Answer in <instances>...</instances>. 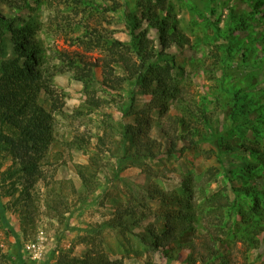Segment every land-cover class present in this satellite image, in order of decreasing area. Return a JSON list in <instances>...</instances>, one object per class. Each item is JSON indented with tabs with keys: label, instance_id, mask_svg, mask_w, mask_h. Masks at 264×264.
Listing matches in <instances>:
<instances>
[{
	"label": "rangeland",
	"instance_id": "374dc122",
	"mask_svg": "<svg viewBox=\"0 0 264 264\" xmlns=\"http://www.w3.org/2000/svg\"><path fill=\"white\" fill-rule=\"evenodd\" d=\"M190 1L201 2L0 0V264H264V155L231 179L248 167L237 158L246 144L264 149L263 48L240 33L244 61L227 79L236 87L215 101L219 53ZM162 4L170 42L154 20ZM217 129L238 150L205 139ZM200 180L217 199L233 200L245 180L257 187L262 204L241 202L245 216L230 217L244 235L234 225L226 241L221 210L202 214ZM38 237L33 260L25 246Z\"/></svg>",
	"mask_w": 264,
	"mask_h": 264
},
{
	"label": "trees",
	"instance_id": "16d2710c",
	"mask_svg": "<svg viewBox=\"0 0 264 264\" xmlns=\"http://www.w3.org/2000/svg\"><path fill=\"white\" fill-rule=\"evenodd\" d=\"M200 1H201L200 4H196L195 2L193 3L191 1L189 3L191 5V9L193 12L192 14H194V17H195L192 23H194L199 28V30L204 29L203 31L205 32V35L202 38L205 39L206 43L210 45L213 44L214 46H216L215 48L217 49V52L219 53V55H217L216 57L217 58L216 63L222 75L220 78H216V81H218V83L216 86L213 87L211 95H214L215 101L221 102L222 100H224L226 95L230 94V90L235 89L236 87L235 83H232L231 85L227 83V79L229 77H232L233 76L232 74L234 75L236 74V71L232 67V63L236 61L237 66H238L244 61L243 56H241L242 54L240 53L241 49L243 48L244 41L241 39L240 33L249 32L250 33L249 39L252 38L254 41H258L260 45L262 46L263 52H264V0H232V1L200 0ZM237 1L238 3L236 4ZM240 5H246V7L244 6L241 7ZM162 8L166 9L163 4L160 6L159 10H162ZM225 10H226V14L223 15ZM169 13H171L170 7L169 9H166L164 13L165 16H162L161 14L160 16H158L157 14H155L154 16V20L159 23V26L162 28V31L165 34L164 38L168 42L171 41V39L168 38V36L171 35V33L175 30V28L173 27L174 26L173 20L171 19ZM211 16H216V19H220L222 16L224 17L223 19L224 26L222 29L217 28V31H215V36L213 35V33L211 34L209 32L210 30L213 31L212 30L213 28L216 29V26H215L216 22L214 21L213 23V21L211 20L212 18ZM159 17L162 18V22L159 21ZM160 27L158 28V30L159 29L161 30ZM256 27H260L262 29L261 30L262 35L259 36L258 34L254 32ZM235 33H238V34L236 35ZM216 39L221 40L222 43L219 45H215L214 41ZM246 57H247V54H245V58ZM239 59L241 60L239 61ZM251 76L253 77L252 73L248 74V78ZM255 77L256 76H254L253 78ZM236 95H237V91L235 93V98H232V101L234 102V107L230 108L231 112L237 111L236 103H237L238 96ZM222 106H224V104ZM226 134H229L227 130L223 131V130L217 129V131L214 130L211 133L210 137H207V138L204 137V138L207 141L208 140L211 141L212 143H215V140H217V145L220 150H227V151L238 150L236 148H233L234 150L232 148H227L223 146V144L221 145V141H220L221 139L217 137L222 136V139H223L224 136H226ZM239 137L247 139L242 133H239ZM221 146H223V148ZM263 150L262 152H260L259 149L249 147L246 144L244 146V152H247L249 156H238L237 158L240 160H243L244 162L245 160H247L246 162L248 164V167L245 166L241 168H236L235 171L231 172V175L233 174V176H231V179H234V180L236 179L240 180L241 178L246 179V175H249V173L254 172L256 170V165L259 164V162L257 161V158H261L262 154L264 155ZM33 168H34V165L24 166L23 170L29 171V170H32ZM246 171H248L249 173L248 172L246 173ZM248 177L250 178V176ZM229 181L230 183L233 182L230 179ZM183 184H184L183 192L185 193V195L188 196L189 193L192 192L191 178L189 177L186 180H184ZM241 184L242 185L239 187L240 189L234 188L235 185L232 186L233 194L235 195L234 196L235 198L233 200L229 199L227 195H223L221 199H217L219 194L217 196L216 194L208 195L209 182L207 183L204 180H200L197 185L196 192H198L200 195L199 201L202 207L200 208V211H202V214H204L207 217H210V214L213 212L214 208L221 210V215L219 216L218 221L220 220L221 222H223L222 228L224 227L225 228L224 230H227L226 237H225L226 241L231 240V238L228 237V235L230 233L229 230L234 229V225H237L238 228L239 227L242 228V231L240 233H242L243 235L245 234L244 233L245 227L239 226L242 224V221L236 224L235 222L234 223L229 222L231 221L230 220L231 218L233 219V217L237 219L238 217L237 215H239L240 217L241 215L245 216V213H243L244 204H242L241 202H253L254 203V206L251 208L250 212H253L254 210L258 208L260 204H262V202L258 200L254 201L251 198L252 195H256L257 187L255 185H253L254 187H251L250 183L247 182L246 180L244 182L242 181ZM187 199L188 198H186V200ZM195 205L198 207L197 203ZM224 208L225 210L228 211V214L222 213ZM250 212H249V215H250ZM211 225H214V223ZM230 225H232L233 227H230ZM209 227L210 226L206 228V231L208 230L207 231L209 234L208 236H211L212 239L209 240L207 238L206 244H208L209 241H210L209 243L211 242L212 243H211V246L204 245L207 252L214 250V247H215L214 237L216 236V230H213V232H209V229H210ZM231 234L236 236L238 232L233 230ZM218 239L220 240L219 237ZM251 241L255 243V240L251 239ZM217 257L218 256L216 252H214V253H209L208 257L202 258L201 260H202V263H209L210 259L217 258Z\"/></svg>",
	"mask_w": 264,
	"mask_h": 264
},
{
	"label": "built area",
	"instance_id": "2783aa9c",
	"mask_svg": "<svg viewBox=\"0 0 264 264\" xmlns=\"http://www.w3.org/2000/svg\"><path fill=\"white\" fill-rule=\"evenodd\" d=\"M43 239L38 237L36 241L26 244L25 249L32 254L31 259L38 260L42 255Z\"/></svg>",
	"mask_w": 264,
	"mask_h": 264
}]
</instances>
